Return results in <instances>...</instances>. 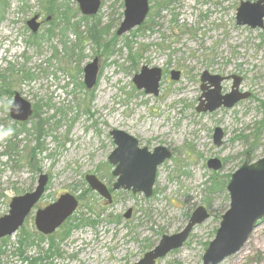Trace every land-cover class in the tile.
Masks as SVG:
<instances>
[{
  "label": "rangeland",
  "instance_id": "1",
  "mask_svg": "<svg viewBox=\"0 0 264 264\" xmlns=\"http://www.w3.org/2000/svg\"><path fill=\"white\" fill-rule=\"evenodd\" d=\"M256 1L149 0L145 23L118 37L123 0H102L94 17H84L75 0H0V218L13 198L35 189L40 175L49 179L25 224L0 241V264H136L204 207L209 219L157 262L202 264L230 208L231 175L247 156L264 157V27L236 24L240 3ZM57 5L66 14L50 11ZM36 15L41 28L34 34L27 22ZM95 58L99 79L89 91L83 69ZM143 67L162 71L158 96L133 84ZM172 72L180 73L178 81ZM204 73L225 78L222 95L240 78L239 92L249 96L231 109L199 113ZM206 86L204 93L213 89ZM15 93L33 107L25 123L9 117ZM217 128L224 133L220 147L213 141ZM9 130L16 136L5 135ZM112 131L151 152L164 147L172 153L158 167L152 198L112 190ZM211 160L222 167L209 169ZM86 176L111 190L112 203ZM66 194L78 201L74 215L54 234L38 233L36 211ZM221 264H264V219Z\"/></svg>",
  "mask_w": 264,
  "mask_h": 264
},
{
  "label": "water",
  "instance_id": "2",
  "mask_svg": "<svg viewBox=\"0 0 264 264\" xmlns=\"http://www.w3.org/2000/svg\"><path fill=\"white\" fill-rule=\"evenodd\" d=\"M81 14L85 17L96 16L101 9V0H75ZM124 19L116 32L122 37L132 30L140 27L146 21L149 11V0H123ZM38 16L27 22V27L36 34L39 30ZM236 24L247 26L251 29H263L264 27V0L255 3L242 2L237 9ZM99 60L97 58L83 69L84 85L87 90L96 87L99 76ZM179 72L171 73V80L178 81ZM162 80V71L158 68L149 69L143 67L139 74L133 78V84L138 90H143L146 95L158 96ZM225 78L213 77L204 73L201 77L203 92L199 113H213L220 108L231 109L240 101L247 99L249 94L239 92L241 79L233 77V86L230 94H221V83ZM206 83L212 90L207 91ZM33 114L31 103L15 93L9 108V117L12 121L25 123ZM115 145L114 151L108 157L110 165L114 167L113 177L117 178L113 185L114 191L121 189L131 191L133 194H143L145 198H151L156 182L157 170L165 161L171 158V153L164 147H157L150 152L147 148H141L134 137L122 131L110 133ZM224 133L220 128L215 129L213 141L220 147ZM222 167L221 162L211 160L208 168L218 171ZM85 181L89 187L105 198L109 203L111 196L105 187L95 176H86ZM48 184V177L40 175L34 191L23 196L15 197L9 205V212L0 218V241L16 234L24 225L35 206L41 200ZM230 198V208L223 215L219 229L212 242L209 243L202 264H221L226 259L241 251L259 223L264 219V157L252 161L247 156L242 166L231 175L227 185ZM78 201L66 194L44 209L36 211L34 225L36 230L44 235L54 234L77 210ZM131 211L125 215L129 219ZM209 219V214L204 207L197 208L191 215L186 227L178 234L163 236L159 244L147 252L136 264H156L169 253L178 250L187 242L193 229Z\"/></svg>",
  "mask_w": 264,
  "mask_h": 264
},
{
  "label": "trees",
  "instance_id": "3",
  "mask_svg": "<svg viewBox=\"0 0 264 264\" xmlns=\"http://www.w3.org/2000/svg\"><path fill=\"white\" fill-rule=\"evenodd\" d=\"M56 9H59V14H60V16L61 15H63V14H66V11H68V9L66 8L65 10L63 9V7L61 6V5H57L56 7H54L53 9H51L50 11L52 12V11H55ZM60 10H61V13H60ZM0 15H1V13H0ZM3 19V17H1L0 16V22H1V20ZM83 19H86V18H83ZM102 32V31H101ZM37 109V108H36ZM10 136H16V133H13V134H10ZM7 139V138H6ZM7 141V140H6ZM9 141V140H8ZM223 186V185H222ZM32 244V243H31ZM27 245H28V243H24V246H26L27 247ZM33 264H35V263H33Z\"/></svg>",
  "mask_w": 264,
  "mask_h": 264
},
{
  "label": "flooded vegetation",
  "instance_id": "4",
  "mask_svg": "<svg viewBox=\"0 0 264 264\" xmlns=\"http://www.w3.org/2000/svg\"><path fill=\"white\" fill-rule=\"evenodd\" d=\"M258 1V0H257ZM101 2H102V0H101ZM242 3V2H241ZM240 3V4H241ZM255 3V2H254ZM102 5V4H101ZM36 16H38V15H36ZM40 21V17L38 16V20H37V22L39 23V25H40V27H39V29L41 28V23L39 22ZM141 27V26H140ZM245 27H247V26H245ZM85 86V85H84ZM97 86V85H96ZM32 109H33V107H32ZM139 142V141H138ZM139 146H140V144H139ZM141 147V146H140ZM142 148V147H141ZM151 152V151H150ZM153 152V151H152ZM170 152V151H169ZM171 153V152H170ZM171 155H172V153H171ZM172 157V156H171ZM171 159V158H170ZM169 159V160H170ZM109 162V161H108ZM156 178H157V176H156ZM106 187V186H105ZM107 188V187H106ZM107 190H108V192H109V194H110V196H111V202L110 203H112V195H111V190H109L108 188H107ZM112 190H113V187H112ZM121 190H123V189H121ZM114 191V190H113ZM125 191V190H124ZM129 192H131V191H129ZM153 196V195H152ZM152 198V197H151ZM109 203V202H108ZM64 225V224H63Z\"/></svg>",
  "mask_w": 264,
  "mask_h": 264
},
{
  "label": "clouds",
  "instance_id": "5",
  "mask_svg": "<svg viewBox=\"0 0 264 264\" xmlns=\"http://www.w3.org/2000/svg\"><path fill=\"white\" fill-rule=\"evenodd\" d=\"M10 132H11V130H9V132H8V133H5V135H8V134H10Z\"/></svg>",
  "mask_w": 264,
  "mask_h": 264
}]
</instances>
